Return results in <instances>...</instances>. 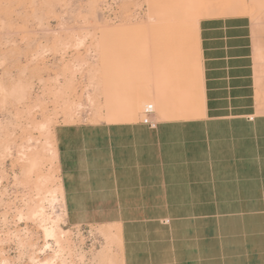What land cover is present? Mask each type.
Listing matches in <instances>:
<instances>
[{"label":"rangeland","instance_id":"1","mask_svg":"<svg viewBox=\"0 0 264 264\" xmlns=\"http://www.w3.org/2000/svg\"><path fill=\"white\" fill-rule=\"evenodd\" d=\"M209 1L0 0V264H181L193 238L180 223L198 224L197 239L214 230L218 254L206 261L243 263L248 212L264 209L241 199L243 185H114L87 171L89 182L65 185L59 168L62 139H98L99 124L115 122L103 118L114 94L133 108L124 122L141 126L148 104L156 123L185 121L193 147L171 155L210 145L189 124L203 108L198 22L259 9Z\"/></svg>","mask_w":264,"mask_h":264},{"label":"crops","instance_id":"2","mask_svg":"<svg viewBox=\"0 0 264 264\" xmlns=\"http://www.w3.org/2000/svg\"><path fill=\"white\" fill-rule=\"evenodd\" d=\"M246 1L250 7H258L257 14L247 13L245 3L235 16L198 22L203 108L192 116L201 117L189 124L202 137L201 142L209 134L210 145L199 143L190 151L194 153L171 155L193 147L185 143V121L157 123L155 129L124 122L133 108L126 111L120 105L127 94H120L119 104L114 94L108 100L115 101L110 103L114 107L103 112V118L115 122L99 124L98 139L85 141L78 135L61 140V182H89L83 179L87 171V175H97L94 183L114 185L241 184V199L264 200V0ZM81 130L71 127L67 131L71 135ZM85 142L92 143L88 151L91 164L86 162V154L82 156ZM96 151L102 156H91ZM253 185L261 188L255 191ZM248 214L251 218L243 225L248 238L241 247L240 260L242 264H264V209ZM180 224L193 238L184 243L181 264H217L206 261L215 260L218 254L214 230H206L205 238L197 239L198 231L202 232L198 224L193 228L189 223ZM115 231L118 235L120 230Z\"/></svg>","mask_w":264,"mask_h":264},{"label":"built area","instance_id":"3","mask_svg":"<svg viewBox=\"0 0 264 264\" xmlns=\"http://www.w3.org/2000/svg\"><path fill=\"white\" fill-rule=\"evenodd\" d=\"M154 112L155 111L152 104L145 105L142 111L141 123L146 125L149 129H155L157 126V123L152 119Z\"/></svg>","mask_w":264,"mask_h":264},{"label":"bare ground","instance_id":"4","mask_svg":"<svg viewBox=\"0 0 264 264\" xmlns=\"http://www.w3.org/2000/svg\"><path fill=\"white\" fill-rule=\"evenodd\" d=\"M208 1V0H207ZM210 1H212V0H210ZM209 1V6L211 5V3L212 2H210ZM215 1V0H214ZM218 2V1H217ZM215 3H216V1L215 2H213V4H212V6L214 5L215 6ZM239 6V5H238ZM194 7V6H193ZM215 8H216V6H215ZM154 107V106H153ZM35 160V159H34ZM37 164V163H36ZM60 187V186H59ZM45 193V192H44ZM60 193H61V187H60ZM61 198H62V195H61ZM52 228V227H51ZM55 228V227H54ZM45 231V237L47 238V237H50V238H53L55 235H53L54 233V230L53 229H46V230H44ZM111 234H114V236L117 238V232L114 230L113 231V233H108V234H104L103 233V235L104 236H106V237H108L109 235H111Z\"/></svg>","mask_w":264,"mask_h":264}]
</instances>
